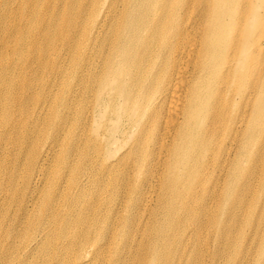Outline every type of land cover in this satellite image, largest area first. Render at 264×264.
<instances>
[{
	"label": "bare ground",
	"instance_id": "1",
	"mask_svg": "<svg viewBox=\"0 0 264 264\" xmlns=\"http://www.w3.org/2000/svg\"><path fill=\"white\" fill-rule=\"evenodd\" d=\"M9 1L0 207L18 193L22 220L0 236V264H169L176 210L199 230V212L221 215L224 146L264 133V0ZM45 65L55 76L38 84ZM62 116L81 148L62 140ZM211 236L217 260L224 232ZM103 244L119 256L101 258Z\"/></svg>",
	"mask_w": 264,
	"mask_h": 264
},
{
	"label": "rangeland",
	"instance_id": "2",
	"mask_svg": "<svg viewBox=\"0 0 264 264\" xmlns=\"http://www.w3.org/2000/svg\"><path fill=\"white\" fill-rule=\"evenodd\" d=\"M14 0H10L12 6H14ZM264 55V51L262 52ZM65 57V53L62 52V58ZM65 61L62 59V65ZM49 66V63H47ZM45 65L44 72L39 74V82H45L49 75L53 80V69ZM64 71L62 70V78ZM69 79L67 75L65 80ZM69 83V84H68ZM77 84L74 80H66L62 82V91L74 88ZM54 92L44 95L48 98L52 96ZM73 103H76L75 101ZM62 113H66V110H62ZM68 116H71L68 115ZM63 120L67 119L62 116ZM72 117V116H71ZM71 117L68 120L63 121L62 131L60 136L63 141L67 143H73L75 147L78 146L77 136H73L74 129L72 127ZM71 129V130H70ZM76 140V141H75ZM246 141V140H245ZM256 143V146H224V156L229 153V158L224 162V192L220 194L222 199L221 215L217 214L216 206L213 203L210 206V214L207 212H199L203 219L201 230L198 229L195 223H188L190 220L184 212L186 209L178 208L176 210V217L179 219L177 224L178 229L176 231L171 230L169 232L172 237V241H168V246H171L169 252V264H261L264 263V252L261 253L262 246L264 247V221L260 216L264 212V133L258 132L251 141ZM250 144V145H251ZM245 147V149H243ZM254 148V153L251 149ZM82 151V150H81ZM72 162L71 165H73ZM70 168L66 167L63 171L67 174ZM62 178L63 186L68 182V177ZM22 185V181L20 183ZM193 185V183H191ZM63 190V187H62ZM149 190V187L146 191ZM19 191V190H18ZM246 195V196H245ZM17 196L18 193H17ZM16 196L15 202L9 205L0 207V236L4 235V230L11 226L14 221H21L18 213V197ZM198 214V212H197ZM141 215V214H139ZM221 219L222 224H217ZM19 223V222H18ZM17 223V224H18ZM25 225L20 224L19 229L24 230ZM187 230V236L179 242V232ZM200 233H198V231ZM220 230L224 232L223 240V254L217 260L213 259L212 251L214 249V239L212 233H219ZM198 233V234H197ZM131 233L128 234V236ZM135 235V233H134ZM22 237L17 235L11 239L13 245H18ZM133 237H131L128 242ZM138 243V241L136 242ZM136 243L133 245V252L138 250ZM107 245L103 244L100 248L101 258L104 260L114 259L119 256V250L117 252H111L113 247L109 250L106 249ZM178 249V251L176 250ZM181 250V251H180ZM195 250V251H194ZM194 251V252H193ZM193 252V253H192ZM197 253L194 257L192 255ZM40 259L48 260L50 257L48 254H36ZM122 261V260H121ZM120 261V262H121ZM95 264H100L99 259L95 260ZM121 264H140L132 256L124 259Z\"/></svg>",
	"mask_w": 264,
	"mask_h": 264
}]
</instances>
